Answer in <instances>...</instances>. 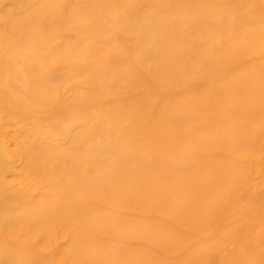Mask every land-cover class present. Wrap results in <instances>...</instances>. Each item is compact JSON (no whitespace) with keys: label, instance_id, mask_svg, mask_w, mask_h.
<instances>
[{"label":"bare ground","instance_id":"6f19581e","mask_svg":"<svg viewBox=\"0 0 264 264\" xmlns=\"http://www.w3.org/2000/svg\"><path fill=\"white\" fill-rule=\"evenodd\" d=\"M0 264H264V0H0Z\"/></svg>","mask_w":264,"mask_h":264}]
</instances>
